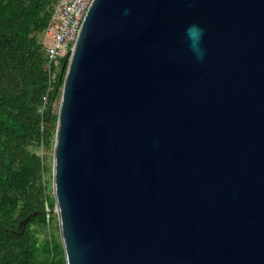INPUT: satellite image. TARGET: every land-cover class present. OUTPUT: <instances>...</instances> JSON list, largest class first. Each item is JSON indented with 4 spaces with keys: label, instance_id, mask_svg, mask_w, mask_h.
Segmentation results:
<instances>
[{
    "label": "water",
    "instance_id": "obj_1",
    "mask_svg": "<svg viewBox=\"0 0 264 264\" xmlns=\"http://www.w3.org/2000/svg\"><path fill=\"white\" fill-rule=\"evenodd\" d=\"M65 69L66 264H264V0H93Z\"/></svg>",
    "mask_w": 264,
    "mask_h": 264
},
{
    "label": "trees",
    "instance_id": "obj_2",
    "mask_svg": "<svg viewBox=\"0 0 264 264\" xmlns=\"http://www.w3.org/2000/svg\"><path fill=\"white\" fill-rule=\"evenodd\" d=\"M57 2L0 0V264H66L61 238H41L57 220L50 153L66 69L48 93L45 37Z\"/></svg>",
    "mask_w": 264,
    "mask_h": 264
},
{
    "label": "built area",
    "instance_id": "obj_3",
    "mask_svg": "<svg viewBox=\"0 0 264 264\" xmlns=\"http://www.w3.org/2000/svg\"><path fill=\"white\" fill-rule=\"evenodd\" d=\"M93 0H58L46 28L48 93L53 91L61 66L69 62L86 12Z\"/></svg>",
    "mask_w": 264,
    "mask_h": 264
},
{
    "label": "rangeland",
    "instance_id": "obj_4",
    "mask_svg": "<svg viewBox=\"0 0 264 264\" xmlns=\"http://www.w3.org/2000/svg\"><path fill=\"white\" fill-rule=\"evenodd\" d=\"M46 41H47V39H46ZM50 155H51L50 163L52 164L53 163V153H50ZM54 214H56V213H54ZM57 225H58V219L56 220V222H54V225H52L50 228L48 227L46 230L42 231L41 238L45 239L50 234H54V235L60 237V232L57 229Z\"/></svg>",
    "mask_w": 264,
    "mask_h": 264
},
{
    "label": "clouds",
    "instance_id": "obj_5",
    "mask_svg": "<svg viewBox=\"0 0 264 264\" xmlns=\"http://www.w3.org/2000/svg\"><path fill=\"white\" fill-rule=\"evenodd\" d=\"M201 34H202V31L196 25H191L187 29V35L195 36V35H201Z\"/></svg>",
    "mask_w": 264,
    "mask_h": 264
}]
</instances>
